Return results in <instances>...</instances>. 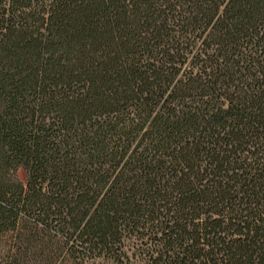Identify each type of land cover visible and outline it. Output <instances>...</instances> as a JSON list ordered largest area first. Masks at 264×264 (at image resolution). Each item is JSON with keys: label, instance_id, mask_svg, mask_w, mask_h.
Masks as SVG:
<instances>
[{"label": "trees", "instance_id": "1", "mask_svg": "<svg viewBox=\"0 0 264 264\" xmlns=\"http://www.w3.org/2000/svg\"><path fill=\"white\" fill-rule=\"evenodd\" d=\"M0 264H264V0H0Z\"/></svg>", "mask_w": 264, "mask_h": 264}, {"label": "clouds", "instance_id": "2", "mask_svg": "<svg viewBox=\"0 0 264 264\" xmlns=\"http://www.w3.org/2000/svg\"><path fill=\"white\" fill-rule=\"evenodd\" d=\"M22 171V170H21Z\"/></svg>", "mask_w": 264, "mask_h": 264}]
</instances>
